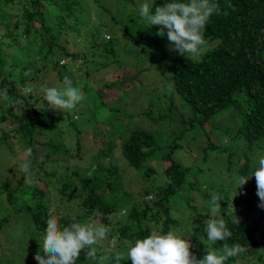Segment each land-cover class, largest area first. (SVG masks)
Returning a JSON list of instances; mask_svg holds the SVG:
<instances>
[{
  "label": "trees",
  "instance_id": "trees-1",
  "mask_svg": "<svg viewBox=\"0 0 264 264\" xmlns=\"http://www.w3.org/2000/svg\"><path fill=\"white\" fill-rule=\"evenodd\" d=\"M101 1L103 0H4V8L14 4L10 11L21 7L19 21L0 8V21L6 28L4 34L0 35V92L7 88L10 98L8 102L0 99V124L7 128L11 127L9 132L1 129L0 149L10 162L17 159L20 150L33 149L30 157L31 183L27 182L25 174L19 167L24 160H19V165L11 163L12 168L7 166V160H4L6 166L0 165V196L9 186L2 181L17 177L15 187L10 188L9 195L13 196L15 201L17 196L22 197V201L14 207L12 214L0 209V245L9 246L8 244L13 242L8 236L18 232L16 230L18 227H15L17 219L27 217L35 231L27 232L29 237L34 235L30 254L26 259L28 264H38L33 258L34 253L39 247L42 248L40 242L43 243L46 221L50 216L48 191L39 190L41 182L39 173L45 171V176L55 175L46 171L47 161L60 154L67 155L70 151L53 140L54 135H60V131L53 134L55 124L59 120L51 118L38 108V105L44 104L46 112L51 110L47 108V101L46 103L42 101L44 94L40 91L41 84L38 81L45 80L50 73H54L56 76L49 83V87H59L67 76L72 80L73 86L83 85L85 99L94 98L95 104L98 103L100 107L113 103L108 93L103 96L100 95L101 92L122 87L128 81H131V85L126 84L129 92L136 91L134 79L128 81L114 77L111 80L107 79L116 70L104 62L90 65L92 55L99 57L98 40L95 39L99 31L102 32L101 37L116 31V37L125 40L124 49H120L117 47L119 43L115 37L112 36L107 41L101 38V43H104L103 50L114 55L112 62L118 69L133 68L140 75L166 76L162 87L155 91L157 97L149 95V99L156 107L163 106L165 113L158 110L160 120L169 118L172 122H177L178 126L175 129L176 135L174 134L163 146L158 145L153 135L161 134L160 130L151 133L136 129L125 141L122 140L121 155L127 165L145 180H149L146 183L150 189L151 186L154 187L153 191L143 190L146 196L154 194L152 200L147 202L150 204L141 208L132 204L130 194L121 192L122 179L117 166L110 163L109 167H105L98 162L88 167L85 174L80 175L78 170L73 171L75 182L64 183L62 191L58 192L62 195L63 191L71 190L69 199L81 200L79 210L74 215L71 214L72 209L61 206V203L56 208L61 227L73 222L109 226L111 231L107 238L99 242L102 247L108 246L113 240L133 246L137 239L146 238L153 226H158V220H162L160 229L163 234L175 228L176 221L168 209L171 204L185 199V205L190 208L193 191H198L203 200L206 199L205 193L198 189L199 182L191 181L193 172L177 159L182 149L183 136L187 132L201 130L206 135L208 141L203 148L204 155L207 151H219L228 152L233 156L234 151L227 148L226 143L237 145L241 152L238 160L242 157L245 159V164L238 174L244 177L249 176L257 168L259 156L254 155H257V152L264 153V0H215L221 8V14L213 15L209 19L204 32L207 46L204 49L205 53L200 55L198 60H193L188 54L185 56L169 54L163 50L162 44L167 38L166 35L164 37L156 35L160 26L150 27L140 17L138 9L133 7L136 6L133 0H105L115 6L114 12L107 9ZM128 5H131V8ZM162 5H164L162 0H156L154 7ZM224 11H227L228 15H223ZM89 27H93V30L88 34ZM82 29L86 30L83 35L80 33ZM81 38L92 44H88L81 55L80 53L79 56L72 55L67 47L71 45L77 49V40ZM17 43L23 44L24 48L19 49H23L25 53L31 50L25 56L21 55L22 51L18 52L23 62L18 65L14 64V61L11 62L5 52V48H11ZM126 57L128 58L125 59ZM65 59L73 60L68 67L60 65V61ZM130 59L132 63L131 67H128L125 63ZM94 65L99 67L92 74L90 69ZM170 67L173 68L172 71H168ZM100 73L104 74L101 79H95V74ZM169 83L173 86L171 92L166 87ZM27 87H31L33 91L24 93L23 90ZM37 91L40 92V96L34 97L33 92ZM160 95L163 101L159 105L156 100L161 99ZM5 106L9 110L3 113ZM66 112L68 111H60L61 114ZM112 114L113 117L114 112ZM219 114L231 118L234 127L230 129L216 124L214 117ZM145 115L148 116L147 113ZM128 123L129 121H125L123 126H115L105 133L104 126L96 128L102 135L120 134L110 139L102 136L99 141L101 149L97 154L98 159L111 161L112 151L117 147L113 141L124 137ZM96 125L98 123L92 128ZM161 126H164V129L168 128L166 123H162ZM207 128L218 132L226 142L219 144L210 136ZM90 136L93 135L89 134L88 137ZM82 141H84L82 138L78 140L75 150L77 156ZM39 153L42 154L41 157ZM156 160H160L161 172H157L153 167ZM16 165L18 169L13 170ZM253 165L254 168H250ZM194 171L195 174L198 173V170ZM224 199L227 200L226 197ZM244 201L238 199L233 209L228 208L226 212H229L221 214L220 217L199 214L202 222L200 237H203L209 246L203 250L205 251L203 255H206L207 251H215L219 255L223 251V245L231 247L239 244L246 251L238 254L237 258H244L246 263L255 258L260 264L264 262V208L258 214L253 206V199ZM243 203H249L255 211L245 210ZM235 217L238 220L237 224L234 223ZM213 218L225 220L228 229L233 233L231 238L217 241L215 244L207 239L206 225ZM146 221L151 225H145ZM22 232L23 230L18 234ZM198 237L196 235L189 237V242L193 244L190 251L193 253H198V248L194 247L199 243ZM118 247L120 250V245ZM114 254H111L109 261L99 262L97 258L96 260L87 258L86 250L82 249L76 264H115ZM0 264L13 262L3 254ZM120 264H128V260L122 259ZM225 264H233V258L227 259Z\"/></svg>",
  "mask_w": 264,
  "mask_h": 264
},
{
  "label": "rangeland",
  "instance_id": "rangeland-1",
  "mask_svg": "<svg viewBox=\"0 0 264 264\" xmlns=\"http://www.w3.org/2000/svg\"><path fill=\"white\" fill-rule=\"evenodd\" d=\"M111 1V0H110ZM136 3V6H133L134 8H139V5L144 2V0H133ZM165 3H167L168 0H162ZM107 9H109L111 12H114L115 6H112V4L105 2V0L101 1ZM4 0H0V8L1 11L8 13L13 18H16L19 21V17L21 18V7H18L17 9H14L13 11H10V7H13L14 4H10L8 7L4 8ZM129 8H131V5H128ZM12 18V20H13ZM93 19L96 18L93 16ZM11 20V19H6ZM86 29V28H84ZM88 34L93 30V27H89ZM6 31V28L4 27V23L0 21V35L2 36L4 32ZM84 31L81 30V35L84 34ZM116 32V31H115ZM111 32L106 33L101 37V31L97 32L96 38L97 45H99V49L103 52H99L97 55L98 58L92 55V58L90 60V65L95 64L96 62H104L109 63L112 62L114 55L112 53H108L103 50L104 43H101V38L104 40H108L107 38L116 37L117 33ZM87 35V34H86ZM23 39V38H22ZM116 39V38H115ZM163 41V50H165L169 54H173L177 52L171 51L169 48V42ZM120 47H125V40L119 41ZM22 42V41H21ZM83 43V44H82ZM8 44V42H7ZM92 44L91 42L84 41V39L77 40V53L81 55L83 52V49L88 45ZM96 44V42H95ZM19 45V47H17ZM32 46V45H31ZM31 46H28L29 48ZM23 44L17 43L16 45L12 46L11 48H5V52L8 54V57L10 61H14L16 65L22 64L21 58L18 56V52H21V55L25 56L29 51L26 53L23 49ZM71 48H74L71 46ZM205 53V50L201 53L203 55ZM101 54H103V57L101 58ZM105 54H108L106 57ZM180 55V54H179ZM126 57L125 59H127ZM193 60H198L197 58H193ZM132 59L126 60V65L128 67H131ZM99 66L94 65L90 69V72L94 74L95 69ZM114 67V66H113ZM112 67V68H113ZM173 68L170 67L168 71H172ZM103 73H100L98 75L95 74V79H101L103 76ZM140 75L138 74L137 70L133 68L128 69H117L114 75L108 76L111 80L112 77L117 79H124L126 81L134 79L135 93L129 92L128 86L126 84L131 85V81L126 82V84L119 88H110L107 92H101L100 95L105 96V93H108L111 102L108 105L104 107H100L98 103L95 104V100L92 97L86 98L84 101H82L75 110L71 112H66L65 114H61L60 111L65 112V110H50L49 112H46V108L38 105V108L42 111H44L46 114L51 116V118L58 119V123H56V127L53 129V134H58L57 132L60 131V135H54V142H57V144H61L64 147H66L67 150H70L67 152V155L61 156L57 155L52 159H49L47 161L46 171L49 174H55L51 176H45V171H40L39 178L41 179L39 183V190H46L47 192V199L50 204V211L49 213L53 212V215L58 216L57 214V207L60 205L64 206L65 208L72 209L71 214H75L77 210H79V203L80 198L76 199H69V196L71 195V190L63 191L64 194H59V191H62L61 187L64 183L72 184L75 182V179L72 175V172L75 170H78L81 174L87 173L86 169L88 167H92L93 165L100 162L103 166L109 167L110 163H113L118 168V173L122 179V189L121 192H125L130 194V202L135 204V206L141 208L144 206H147L150 203H147L145 200L146 195L143 194V190H149L153 191V186H151L152 189L149 188L148 184L146 183L149 180H145L143 177L138 175V173L131 168L129 165H127L125 159L121 155V145L122 140H126L129 137V134H131L132 131L138 129L143 130L146 132H155L159 131L161 134H153L156 138L158 145L163 146L166 144L168 140H171L172 136L175 133V129H177L178 123L172 122L169 118L160 120V115L158 114V110H161L162 113H165L163 106L156 107L154 105V102L150 101L149 95H155V91L157 88L162 87L163 81L166 80V76L158 77L152 76L150 74ZM29 76V75H28ZM56 76L54 73H50L48 78L45 80L38 81V83L41 84V86L49 87V83L52 82V79ZM79 81L80 79L77 78ZM41 88V87H40ZM127 95H124L126 94ZM34 97H39L40 92H33ZM93 97L94 95L91 94ZM157 97V96H156ZM161 99H157L156 101L160 105L163 101V97L160 95ZM149 99V101L147 100ZM46 103V101L44 102ZM47 104V103H46ZM9 110L8 107H4L3 113H6ZM114 112V116L112 117V113ZM145 113L148 114V116L145 115ZM111 116V118H110ZM176 118L178 116L176 115ZM110 120V123H108ZM214 120L216 124H219L221 126H227L228 128H233V122L231 121V118H227V116L223 117L221 114L216 115L214 117ZM125 121H129L127 124L124 137L120 138L121 140L116 139L113 141L114 146L116 145L115 149H113L111 154V161L106 160H100L97 158V154L99 150L101 149V146L99 145V141L101 140L102 136L106 137L107 139H110L114 136L118 137L120 134H99L98 128L100 126H104L103 131H108V129L117 127V126H123L125 124ZM157 121V123L155 122ZM98 123L94 128L92 126ZM114 123V124H113ZM162 123H166L168 125V128L166 127L164 129V126H161ZM160 127V129L158 128ZM97 128V129H96ZM1 129H3L6 132H9L11 127L8 128L4 126V124H0V135L2 133ZM52 130V131H53ZM208 133L210 136L215 140L218 141V143H225V138L221 137L218 132H215L214 130L208 129ZM93 133H92V132ZM189 133V134H188ZM89 134H92L93 136L88 137ZM50 135V134H47ZM82 138L84 141L80 142V151L79 156L76 154V146H78V140ZM61 141V142H60ZM207 137L204 135L201 130L197 131H190L185 133L183 136L182 142V149L179 151V155L177 156V159L182 163V165L185 168L190 169L191 172V181L197 180L199 182L198 189L200 191H203L206 195V199L203 200L202 195L198 191H193L192 195V202L189 206L190 208L185 205V199L180 200L179 202H174L170 205L169 212L171 214V217L176 221V227L173 228L171 231L174 232L177 236L180 238L184 237V239H187L189 241V237L195 236L199 238V243L197 245H194V247L198 248V253H192L197 257V259L203 258V251L205 248H208L207 243L203 240V237H200L201 233V220L199 217V214H208L212 215L211 208L213 207L211 203V197L213 194H219L222 198L220 203V211L216 214V216L220 217L221 214H227L226 210L228 208L233 209L232 207L235 206V204L238 202V199L240 200H249L250 198L254 201V208L258 211V214L262 212V207H258L260 204L259 197L256 194V183H255V177L252 176L253 172L249 176H245L246 178H249L245 185L238 187V177L241 175L238 174L239 170L242 168V166L245 164V159L242 157L240 160H238V155H241V152L239 151V148L237 145L232 144L229 145V143H226L227 148L230 150H233L234 155L231 156L229 153H221L219 151H207L204 155L203 148L207 145ZM240 147L244 149L243 145L240 144ZM16 149V147H15ZM39 152V151H38ZM257 155L254 156H262L264 153L257 152ZM26 150H20L18 152L17 159L15 161H8L6 159L5 154L2 153L0 149V165L6 166L4 164V160H7L8 163L7 166L11 167L15 162L17 165L19 160L23 161L25 159ZM42 154L39 153V157H41ZM96 156V157H95ZM10 162V163H9ZM14 166L13 170L18 169V166ZM259 165L257 164V167ZM154 169L157 172L162 171V166L160 164V160H156L153 164ZM12 168V167H11ZM250 168H254V165ZM45 169V168H44ZM194 170H198V173L195 174ZM156 172V173H157ZM252 176V177H251ZM17 181V177H10L6 178L2 181V183L9 184L8 188L5 189L3 194L0 196V209L9 211L10 214L13 213V209L16 205H18L22 201V197L19 195L17 196V200H13V196L9 195L10 188L15 187V183ZM28 184V183H27ZM238 187V188H237ZM18 194V192H16ZM149 195H152L154 197L153 193H150ZM184 197V195H183ZM226 197V199L223 200V198ZM244 201V202H245ZM231 206V207H229ZM242 206L245 210H254L253 207L249 205V203H243ZM195 209H194V208ZM62 209V208H60ZM153 210V209H152ZM254 210V211H255ZM225 212V213H222ZM62 214V213H61ZM213 216V215H212ZM163 217V216H162ZM1 220V217H0ZM200 220V221H199ZM200 222V223H199ZM145 225H151L148 223V221L144 222ZM204 223V222H203ZM162 225V220H158V226H153L152 230H158L162 233V230L160 229ZM16 230L18 232L15 233H7L9 234V239L11 244H8L9 246H1L0 245V260L2 258V255L5 254L8 256V259L13 262V264H28L27 262V256L30 254V248L32 244V236L29 237V234L27 232H35L33 228L30 225V222L28 221L27 217H20L17 219V226ZM6 228V227H5ZM23 230L22 234H18ZM25 233V234H24ZM6 234V235H7ZM163 234V233H162ZM1 241V239H0ZM42 242H40V246H42ZM118 245H120V250ZM191 245V243H190ZM193 245V244H192ZM192 245L190 249L192 248ZM132 245L120 243L117 240L110 241L108 246H101L99 243L95 246L97 249V259L99 262H107L109 261V258L111 254L119 252L123 255V259L128 260V264H132L131 259H128L127 253ZM123 248V249H122ZM42 249V248H41ZM40 251V247L38 249ZM36 251L34 253V256L38 252ZM104 257H108V259H104ZM233 258V264H245L246 261H244V258H237V256L232 257ZM79 264H86V263H79ZM246 264H260L257 259H253L251 262ZM264 264V262L262 263Z\"/></svg>",
  "mask_w": 264,
  "mask_h": 264
},
{
  "label": "clouds",
  "instance_id": "clouds-1",
  "mask_svg": "<svg viewBox=\"0 0 264 264\" xmlns=\"http://www.w3.org/2000/svg\"><path fill=\"white\" fill-rule=\"evenodd\" d=\"M155 1L144 0L139 5L140 17L150 27L160 26L156 35L159 37L166 35L171 51H175L182 56L188 54L193 58L199 57L207 46L204 32L209 19L213 15L221 14L219 4L215 0H187V2L171 0V2L162 6L154 7ZM229 7L232 6L229 5ZM223 15H228V12L224 11ZM115 38L119 41L124 40L120 37ZM118 43L117 47L124 49L120 47L121 43ZM99 48V45H97V54L102 52ZM67 50L72 55L77 54L79 56L75 47L71 48V45H69ZM72 61L71 59L61 60L60 65L68 67ZM105 64L110 68L114 66L115 70L118 69L113 62ZM82 87L83 85L73 86L72 80L65 76L59 87L41 86L40 91L44 94L42 101H47L49 109L57 111L62 109L71 112L85 100ZM166 87L169 92L173 90L171 83ZM23 91L24 93H31L33 89L27 87ZM0 99L4 102L10 100L7 88L0 92ZM32 152V148L26 149L25 159L19 165L29 183L32 182V161L30 159ZM258 165L252 176L255 177L256 194L260 200L258 207L264 208V155L259 157ZM248 179L244 176L238 177V187L245 185ZM152 198V195H148L145 201L150 202ZM221 200L219 194H213L211 197L213 205L211 213L214 217L221 209L219 203ZM52 213H49L50 216L46 221L42 249L40 247V251L33 257L38 261V264H76L82 249L86 250L87 258L96 260L97 249L95 245L107 238L111 231L110 227L104 224H81L78 222L61 227L58 216ZM234 223H238L236 217ZM205 231L207 239L212 244L217 241H226L233 235L223 218L209 220ZM190 247V242L187 239L180 238L174 232L169 231L162 234L154 229L146 238L135 241L134 245L130 247L127 257L131 259L132 264H225L227 259L246 251L239 244H234L231 247L225 244L221 254L218 255L215 251H207L203 258L197 259L190 251ZM104 259H108V257H104ZM122 259L123 255L121 253L116 252L114 254L115 264H120Z\"/></svg>",
  "mask_w": 264,
  "mask_h": 264
}]
</instances>
